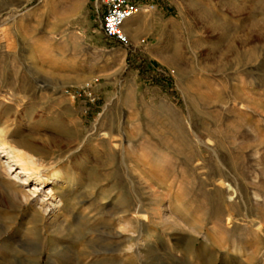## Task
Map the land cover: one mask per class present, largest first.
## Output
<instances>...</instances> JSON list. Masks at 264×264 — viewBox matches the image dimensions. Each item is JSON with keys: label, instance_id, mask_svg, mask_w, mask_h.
I'll use <instances>...</instances> for the list:
<instances>
[{"label": "rangeland", "instance_id": "374dc122", "mask_svg": "<svg viewBox=\"0 0 264 264\" xmlns=\"http://www.w3.org/2000/svg\"><path fill=\"white\" fill-rule=\"evenodd\" d=\"M137 1L0 0V264H264V0Z\"/></svg>", "mask_w": 264, "mask_h": 264}, {"label": "built area", "instance_id": "2783aa9c", "mask_svg": "<svg viewBox=\"0 0 264 264\" xmlns=\"http://www.w3.org/2000/svg\"><path fill=\"white\" fill-rule=\"evenodd\" d=\"M140 7L137 0H96L95 9L103 35L121 44H129L125 23L139 12Z\"/></svg>", "mask_w": 264, "mask_h": 264}, {"label": "bare ground", "instance_id": "6f19581e", "mask_svg": "<svg viewBox=\"0 0 264 264\" xmlns=\"http://www.w3.org/2000/svg\"><path fill=\"white\" fill-rule=\"evenodd\" d=\"M143 11L146 12L147 9H143ZM14 157H15V160L20 163L22 171L27 173V177L30 176L31 173H30L27 166H33L35 164V161L33 159H27L24 156H22L21 154H19V155L14 154ZM39 174L40 173L38 172L37 175H39ZM42 177H43L42 175L38 176V178H40L42 183H46L48 181L64 179V178H66V173H65L64 169H60L56 173H48V174L44 175V177H43L44 179H42ZM11 194L13 195V197L15 199H17V201H20L21 203H27L30 200L29 196L26 193H24L22 190H20V191L11 190ZM56 206L58 207V205H56Z\"/></svg>", "mask_w": 264, "mask_h": 264}, {"label": "crops", "instance_id": "0c3cea01", "mask_svg": "<svg viewBox=\"0 0 264 264\" xmlns=\"http://www.w3.org/2000/svg\"><path fill=\"white\" fill-rule=\"evenodd\" d=\"M142 13H144V11H142ZM138 18L139 16H134L133 18L129 19L126 24H125V30L126 32L130 31L132 29V27L135 25V23L138 22ZM136 26V25H135ZM127 27V28H126ZM131 34V33H130Z\"/></svg>", "mask_w": 264, "mask_h": 264}]
</instances>
